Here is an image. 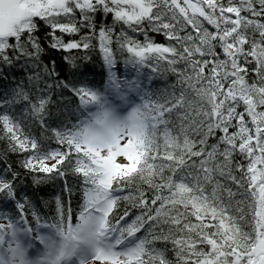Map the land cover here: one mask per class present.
I'll return each mask as SVG.
<instances>
[{
	"label": "snow or ice",
	"instance_id": "snow-or-ice-1",
	"mask_svg": "<svg viewBox=\"0 0 264 264\" xmlns=\"http://www.w3.org/2000/svg\"><path fill=\"white\" fill-rule=\"evenodd\" d=\"M0 264H264V0H0Z\"/></svg>",
	"mask_w": 264,
	"mask_h": 264
},
{
	"label": "trees",
	"instance_id": "trees-1",
	"mask_svg": "<svg viewBox=\"0 0 264 264\" xmlns=\"http://www.w3.org/2000/svg\"><path fill=\"white\" fill-rule=\"evenodd\" d=\"M46 191H47V189H46Z\"/></svg>",
	"mask_w": 264,
	"mask_h": 264
}]
</instances>
